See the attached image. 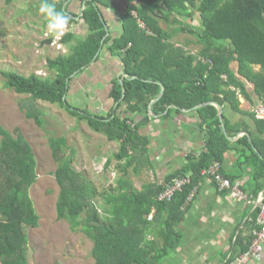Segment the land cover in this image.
<instances>
[{
  "label": "trees",
  "instance_id": "obj_1",
  "mask_svg": "<svg viewBox=\"0 0 264 264\" xmlns=\"http://www.w3.org/2000/svg\"><path fill=\"white\" fill-rule=\"evenodd\" d=\"M14 1L6 0V3ZM39 1L51 10L47 24L71 25L77 23L76 18L81 15L72 18L67 10L64 12V4L69 0ZM71 2L80 6L85 4L80 21L89 28L87 39L78 41L70 55L48 60L52 76L32 74L26 77L3 72L5 84L17 94L29 96L31 103L41 100L59 105L87 122L94 132L118 143V151L112 157L119 163V175L108 189L99 193L83 173L72 167V157L66 156L64 149L66 140H50L58 164L54 173L60 187L58 219L67 221L74 232L81 231L93 241L95 264H165L167 258L181 247L186 234L182 227L194 198L186 206L188 199L192 193L195 197L203 179L209 178L202 172L214 162L223 163L227 153L236 151L240 164L252 168L256 190L264 188V138L251 135L250 141L249 136H243L233 143L229 137L238 136L242 132L241 126H236L239 128L236 135L231 133L233 128L230 129L225 116L221 121L215 105L195 110L193 114L199 120L197 128L204 134L206 151L198 157L190 154L186 165L161 181L151 158V136L140 134L149 121L139 123L134 113L141 105L147 108L156 101L162 93V85L165 94L154 105L156 117H152L153 121L166 122L184 114L182 110L191 111L198 105L215 102L221 95L239 110L241 102L234 87L244 90L240 76L255 85L256 94L264 102V0H124L125 12L120 18L125 33L113 42L109 52L114 56L117 51H125L122 62L126 77L112 83V107L106 115L93 113L90 109H73L68 96L73 82L80 79L99 52L110 43V39L105 40V22L101 19L100 7H110L113 0ZM171 18L175 19L177 28L174 35L169 32L173 29L169 24ZM197 19L198 28L189 24ZM140 23L145 25L146 31H142ZM180 31L195 39L200 61L171 43ZM59 33L58 27L54 35ZM71 40V35H67L62 43L66 45ZM51 43L52 39L48 41ZM236 64L238 72L234 69ZM257 67L260 72H254ZM23 108L27 109L29 118L40 125L44 123L36 108ZM119 112L124 114L119 115ZM251 117L264 135V122L256 120L254 114ZM222 123L229 137L224 134ZM248 129L245 126V131ZM0 134L3 135L0 138V264H27L26 230L37 229L39 223L29 195L37 180L36 161L23 135L13 138L2 127ZM109 165L110 161L106 168ZM146 168L155 172L157 180L136 189L128 172L132 170L139 174ZM222 174L234 184L242 177L224 171ZM187 177L190 182L177 191L172 202H158L160 194L176 178ZM212 182L220 192L216 182ZM226 192L229 191L220 193ZM260 230L258 226L255 231ZM251 244L241 249V255ZM240 257L231 260L237 261Z\"/></svg>",
  "mask_w": 264,
  "mask_h": 264
},
{
  "label": "rangeland",
  "instance_id": "obj_2",
  "mask_svg": "<svg viewBox=\"0 0 264 264\" xmlns=\"http://www.w3.org/2000/svg\"><path fill=\"white\" fill-rule=\"evenodd\" d=\"M122 3L124 5V0ZM110 8H113V2ZM50 12L48 6L41 5L39 0H15L11 4H7L6 0H0V127L13 138L23 135L30 144L36 161L37 180L30 189L29 195L39 223L37 229L26 230L27 264H95L92 256L93 241L81 231L74 232L67 221L58 219L57 203L60 187L54 176L58 164L54 160L50 140L60 138L66 140L67 145L64 149L66 156L72 157V167L76 172L83 173L99 193L108 189L119 175V169H117L119 163L112 157L117 153L119 145L108 141L104 135L94 132L87 122L79 120L59 105H52L41 100L31 103L29 96L17 94L13 89L8 88L2 75L3 72H15L26 77L32 74L44 77L53 75V72L48 70V60H56L58 56L69 54L70 47L68 44L64 45L62 40L67 35H71L75 28L65 24L58 25L55 22L47 24ZM174 22V18L169 20L170 27L173 28L169 31L170 35H174L177 31ZM189 24L195 28L200 26L198 19ZM58 27L60 33L54 35ZM178 29L181 28L178 27ZM76 35L77 39L86 38L87 29L83 25L77 27ZM51 39L52 43L48 44ZM182 40L186 44L195 42L194 38L185 33L180 36L179 41ZM76 44L77 41L70 43V46H76ZM190 45L187 50L195 51L196 49V52H199V48H192L194 46ZM258 70L254 71L258 72ZM101 71L104 73L101 68L89 69L88 74L79 79L83 91L92 89L96 81L101 87L105 82V79L101 77L103 75ZM95 86L98 87V83ZM79 98L81 99V96ZM74 101L76 100L73 98L69 100V103L73 109H79L78 105L73 103ZM79 105L82 109H86L83 104ZM95 105H92L94 109L90 111L96 114L104 113L100 104ZM23 107L29 110L36 108L44 123L40 125L35 119L29 118L27 109ZM175 123L179 124V120ZM171 126L173 132H167L165 125L160 129L156 127L157 133L161 136L160 140L159 137L156 138L157 140L152 138L150 132L153 130L150 129V125L143 127L140 131L143 136H151L152 159L161 157L162 152H165L164 146L167 144L175 147L178 145L182 149L183 143L180 140L183 134H177L175 130L177 127L184 131L185 125L178 127L171 124ZM0 138H3L2 134ZM166 140L168 143L162 144V141L166 143ZM109 161L110 165L106 168ZM128 174L136 189H141L143 185L157 180L156 175L152 170L149 171V168L141 170L139 174H134L130 170ZM183 242L184 238L180 247L181 252H188ZM179 251L178 249L171 254L165 264L169 262L175 264V260L181 257Z\"/></svg>",
  "mask_w": 264,
  "mask_h": 264
},
{
  "label": "crops",
  "instance_id": "obj_3",
  "mask_svg": "<svg viewBox=\"0 0 264 264\" xmlns=\"http://www.w3.org/2000/svg\"><path fill=\"white\" fill-rule=\"evenodd\" d=\"M71 1L72 0H69L64 4V12L67 10V13L72 16V18L78 16L80 13L81 15L79 18H76L77 23H72L70 25L72 28H75V30L71 33V42L68 43L70 47L69 54L72 48L75 47L70 46V43L75 41L78 43V41L81 40L79 38L77 39V27L79 28L83 25V27L87 29V36L82 39V41L86 40L89 35L88 26L80 21L85 4L80 6L77 2ZM110 7H100L101 19L105 22V40L110 39V43L99 52L94 63L81 74L82 77L88 74L89 69L101 68L104 70V73L101 71L103 73L101 77L105 79V82L99 87V82L96 81L98 87L95 86V83L92 85L93 90L87 89L83 91L82 83L78 79L76 83L75 81L73 82L68 96L70 101L73 98L76 100L73 103L78 105L79 109H82L79 104H83L86 109H94L92 105L96 103L98 105L100 104V107L104 110L102 114L105 115L110 112L112 107V100L110 99L113 88L112 83L122 77H126L124 74L125 67L122 62L125 51H117L114 56L109 52V48L112 47L113 42L121 39L125 33L126 28H124V22L120 18L125 12V5H123L122 0H114L113 8ZM116 7H118L117 10ZM181 34L182 33H177L171 40V43L176 48L183 49L200 61L196 49L195 51L187 50L189 47V45H187L188 43L186 44L184 40L179 41L180 36L184 33ZM194 43L195 42L190 46H194L192 48H199ZM234 69H236L237 72L239 71L237 64L234 65ZM255 69H259L258 72L260 71L259 67ZM240 78L245 85L244 90L234 87L241 102L239 110L235 109L233 103L227 101L222 95L218 96L215 100V103L221 105L223 116L228 120L230 129L233 128L231 133L237 134L236 132L239 130V128H236L237 125L242 128V132L238 134V136L229 137L225 125L222 123L224 134L227 135L229 140L233 143L238 142L243 136H249L250 141L251 135L260 139L264 138V135L259 131L257 124L251 117L254 105L264 104V102L261 101L260 97L256 94L255 85L243 76H240ZM100 80L102 81V79ZM79 96H81V99ZM89 98L91 99L90 101L88 100ZM152 103L147 108L141 105V108L134 113V116L135 120L139 123L149 121V123L145 124L143 127L150 125V129L153 130L150 132L153 139L158 137L159 140L161 139V136L157 133L156 127L160 129L165 125L167 132H173L171 124L178 127H180V125H185L186 130H179L177 127L175 130V133L183 134V137H185L184 139L182 137V140H180V142L183 143L182 149L178 145L175 147L167 144V140L166 143L162 141V144H167V146H164L165 152H162L161 157L158 156L152 159L156 164L154 170H156L160 180L163 181L168 174L186 165L190 154H195L198 157L203 151H206L203 139L204 134L197 128L199 120L194 116L192 110L189 112L182 111L184 114L175 116L166 122L161 120L153 121L152 117H156V115L154 112L152 113V110L157 102H155L154 105ZM118 114L122 115L124 113L119 112ZM178 120L179 124L175 123ZM258 121L264 122V120ZM245 126H248V131H245ZM221 165L222 172L224 171V173L228 175L242 176L240 179H237L235 184L239 183L241 185L242 190L250 200V204L241 202V200L237 199L231 192H218L211 179L205 177L200 184L199 192L195 195L193 202L186 212L185 223L182 227L186 232L183 237V244L187 246L188 252H181L182 250L179 248L181 257L175 260V264H233L236 260H231V258L236 257L237 259L240 257L241 249L252 242L253 233L258 229V210L256 208V203L259 197L264 198V188L259 191L256 190V182L254 181L252 168L248 164L244 166L240 164V156L236 151L227 153L225 155V161L221 163ZM165 168H167V170ZM152 172L155 175V172ZM161 174H163V176H161ZM161 177H163V179H161ZM253 222H255L254 225H252ZM237 242L241 245L239 246ZM168 264H170V262ZM247 264H264V252L262 253L261 261L251 260Z\"/></svg>",
  "mask_w": 264,
  "mask_h": 264
},
{
  "label": "built area",
  "instance_id": "obj_4",
  "mask_svg": "<svg viewBox=\"0 0 264 264\" xmlns=\"http://www.w3.org/2000/svg\"><path fill=\"white\" fill-rule=\"evenodd\" d=\"M140 28L146 31L144 24L140 23ZM211 63H209L210 65ZM224 80H227L226 76L222 77ZM252 112L256 119L264 120V104L254 105ZM203 176H208L211 181L216 182L219 187L220 192L229 191L233 195L240 199L241 202L250 204V200L247 195L242 190V187L239 183L234 184L229 179L225 178L222 174V165L220 162H214L208 169L202 172ZM190 182V178H176L169 188L162 192L158 197V202L166 203L172 202L174 197L177 194V191H180L186 184ZM194 198V193H192L188 199L186 206H188ZM256 208L258 210V226L261 228L259 232L254 233V240L249 248V250L242 254L241 257L235 261L233 264H247L251 260L261 261L262 253L264 252V198L259 197L256 203Z\"/></svg>",
  "mask_w": 264,
  "mask_h": 264
},
{
  "label": "water",
  "instance_id": "obj_5",
  "mask_svg": "<svg viewBox=\"0 0 264 264\" xmlns=\"http://www.w3.org/2000/svg\"><path fill=\"white\" fill-rule=\"evenodd\" d=\"M163 87V90H162V93L159 97L158 100L154 101L152 104L154 105L155 102H158L159 100H161L165 94V87L162 85ZM207 105H216V107L218 108V111H219V118L221 119V121L223 120V109L221 107V105H218L217 103L215 102H211V103H205V104H201V105H198V107H195L192 111H195V110H198V109H201V108H204V107H207ZM172 108H177V107H172ZM182 111H185V112H189V111H186V110H182ZM152 113H153V110H152Z\"/></svg>",
  "mask_w": 264,
  "mask_h": 264
}]
</instances>
